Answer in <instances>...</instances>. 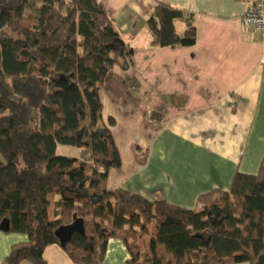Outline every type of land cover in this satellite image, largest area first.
Wrapping results in <instances>:
<instances>
[{
  "label": "trees",
  "instance_id": "trees-1",
  "mask_svg": "<svg viewBox=\"0 0 264 264\" xmlns=\"http://www.w3.org/2000/svg\"><path fill=\"white\" fill-rule=\"evenodd\" d=\"M146 28L151 47L195 44L193 21L162 4ZM132 57L99 0H0V227L26 237L2 264H45L56 230L77 220L84 234L62 248L73 264H102L111 239L125 264H264V157L256 175L235 173L228 192L191 211L107 192L120 160L99 91Z\"/></svg>",
  "mask_w": 264,
  "mask_h": 264
},
{
  "label": "crops",
  "instance_id": "crops-1",
  "mask_svg": "<svg viewBox=\"0 0 264 264\" xmlns=\"http://www.w3.org/2000/svg\"><path fill=\"white\" fill-rule=\"evenodd\" d=\"M99 1L133 49L132 67H114L99 91L120 160L108 172L107 192L120 189L191 211L198 197L228 192L235 173L256 175L264 157V34L241 21L255 0ZM158 4L193 21L192 47L150 46L146 23ZM177 27L181 33L184 25ZM57 154L78 157L68 147ZM25 240L0 229V264ZM42 257L45 264H73L57 245ZM128 259L121 241H108L102 264Z\"/></svg>",
  "mask_w": 264,
  "mask_h": 264
},
{
  "label": "built area",
  "instance_id": "built-area-1",
  "mask_svg": "<svg viewBox=\"0 0 264 264\" xmlns=\"http://www.w3.org/2000/svg\"><path fill=\"white\" fill-rule=\"evenodd\" d=\"M242 24L254 34H264V0L250 3L241 18Z\"/></svg>",
  "mask_w": 264,
  "mask_h": 264
},
{
  "label": "water",
  "instance_id": "water-1",
  "mask_svg": "<svg viewBox=\"0 0 264 264\" xmlns=\"http://www.w3.org/2000/svg\"><path fill=\"white\" fill-rule=\"evenodd\" d=\"M0 229L4 231L5 223H2ZM74 232H78L81 235L84 234L81 220L74 221L71 225L65 226V227H60L56 230L55 235H56L57 239L59 240L61 248H63L65 246V244L70 239L72 233H74Z\"/></svg>",
  "mask_w": 264,
  "mask_h": 264
},
{
  "label": "rangeland",
  "instance_id": "rangeland-1",
  "mask_svg": "<svg viewBox=\"0 0 264 264\" xmlns=\"http://www.w3.org/2000/svg\"><path fill=\"white\" fill-rule=\"evenodd\" d=\"M3 116V114H0V117H2Z\"/></svg>",
  "mask_w": 264,
  "mask_h": 264
}]
</instances>
